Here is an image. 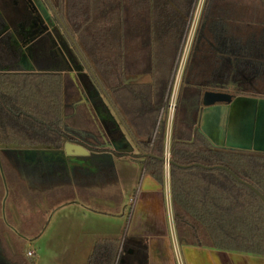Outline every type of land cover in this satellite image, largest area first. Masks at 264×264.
<instances>
[{"label":"trees","instance_id":"obj_1","mask_svg":"<svg viewBox=\"0 0 264 264\" xmlns=\"http://www.w3.org/2000/svg\"><path fill=\"white\" fill-rule=\"evenodd\" d=\"M196 4L197 0H53L59 19L92 71L82 74L87 87L104 89L123 115V124L135 130L141 150L157 158L164 150V129H156L157 122ZM17 8L0 0V167L10 179L21 182L22 197L26 189L37 197L57 192L70 201L73 190H80L116 200L111 160L76 166L70 174L61 164L24 161L25 150H58L65 142L99 154L107 134L114 142L121 141L123 134L116 120L101 124L102 116L98 120L80 104L78 89L46 36L32 47L35 73L24 72L3 28V21L10 30L25 22V7ZM64 38L70 44L67 35ZM73 52L79 68L85 69L75 48ZM134 75H149L152 82L125 85L124 77ZM182 86L180 94L192 89L195 97L189 105L179 94L177 107L182 114L178 113L171 133L170 160L187 167L169 170L177 242L264 257V204L223 170L193 167H225L264 198V154L216 149L197 132L189 139L202 91L264 99V0H205ZM181 125L184 139L177 137ZM162 166L156 159L144 164V172L160 185ZM0 264H27L7 254L1 232ZM87 264H148L146 241L126 235L122 240H98Z\"/></svg>","mask_w":264,"mask_h":264},{"label":"crops","instance_id":"obj_2","mask_svg":"<svg viewBox=\"0 0 264 264\" xmlns=\"http://www.w3.org/2000/svg\"><path fill=\"white\" fill-rule=\"evenodd\" d=\"M1 1H5L7 6L15 10L16 0ZM17 4L20 5L21 3L19 2ZM3 22L4 32H7L8 37H10V27L8 23L5 21ZM151 82L152 80L149 75L124 77L125 85L148 86ZM188 94L189 96H186V92H183L181 98L188 102L189 105H192L195 94ZM213 95L224 94L212 90H205L199 95V99H197V110L191 118L193 128L191 129L192 133L189 139H194L193 135L197 132L205 138L209 145L216 149L264 154V99L247 96L228 97L227 95H224L228 97L227 101H217L207 105L208 102L213 100ZM118 117L121 120L119 123L120 128L123 130L124 137L127 140L131 137V139L136 142L138 137L135 134V130L131 129L127 124H123V115H118ZM144 123L145 122H143V125ZM156 128H158V123ZM171 133L172 129L167 136L166 130L164 132V144L168 142L169 150ZM177 137L183 139L186 137V130L183 125L178 127ZM134 142H132V144ZM122 157L135 161V163L139 165L137 170L139 173V179L136 189L133 191L134 198L133 200H129L131 206L128 209V213L127 210L125 211L126 216H128L126 223L127 229H124L122 235H119L121 236L119 239L94 238L92 241L90 239L85 241L79 239L77 243L74 241L71 247L73 257H70L71 260H69L68 264H87L94 246L93 244H95L96 241L122 240L125 235L129 237L143 238L146 241L148 264H176L175 251H178L182 264H264V257L196 248L192 246H180L179 244L174 243L172 236H176V233L171 207L169 181L170 167L167 168L165 165L162 166L163 184L160 185L151 176L144 172V161L142 160V157ZM116 181L118 187L119 182L118 180ZM73 193H80L82 195L80 200H74L71 198L70 201H65L63 199V194L58 195L57 192L44 193L37 197V195L28 192L26 189L23 196L25 200L24 202H26V207L32 208V206L37 207L39 205L40 212L43 211L45 213L50 208L52 213H54L70 206L81 207V209L84 210V213H82L81 216L79 215V217L82 219H86V213L98 215L106 214L102 209H98L97 207L91 209L85 207V205L89 204L98 206L99 204L95 203L99 202L110 207L111 205H114L113 202H116L114 199L96 197L86 194L83 191L80 192V190H73ZM114 215H121L120 210L115 211ZM171 219L173 228H171ZM46 224L45 231L47 230L48 224H50V219ZM76 225L81 238L85 239L86 236L91 238L93 231L86 229L81 224ZM38 236V233H29L26 236V240L36 239ZM29 252H32L34 255L28 257L27 254ZM29 252L26 253L28 259L37 257L36 251L32 250Z\"/></svg>","mask_w":264,"mask_h":264},{"label":"rangeland","instance_id":"obj_3","mask_svg":"<svg viewBox=\"0 0 264 264\" xmlns=\"http://www.w3.org/2000/svg\"><path fill=\"white\" fill-rule=\"evenodd\" d=\"M196 26L198 25L196 24ZM182 87L181 81L177 99ZM188 90L184 91L186 92V96H189L188 93L195 94L194 90ZM167 111L168 108L166 107L163 111V121L161 122V126L162 124L164 126V132L169 118ZM181 111L182 109H178L176 101L173 123L177 120L178 113ZM179 116L182 117L181 115ZM132 154L134 156L137 155L135 147L132 149ZM111 159L114 174L119 182V198L110 207L99 202L95 203L99 204L98 206L85 205V207L91 209L97 207L106 213L105 215L86 213V219L79 217V215L81 216L84 213L81 207L70 206L54 213L50 210L51 208L46 213L40 212L39 205L37 207L32 206V208L26 207L24 197L18 192L23 185L17 180L10 179L7 172L0 167V232L7 254L27 264H68L69 260H71L70 257H73L71 247L74 241L77 243L79 239L83 241L87 239L92 241L94 238L119 239L121 237L119 235H122L124 229H127L128 216H126L125 211L127 210L128 213V209L131 206L129 200H133L134 198L133 191L136 189L139 179V173L137 172L139 165L135 161L125 159L124 157L111 156ZM81 197L80 193H73L72 199L80 200ZM119 210L121 215L115 216V211ZM49 219L50 224H48L45 231L46 222ZM76 224H81L86 229L93 231L91 238L88 236L85 239L81 238ZM29 233H38L39 236L36 239L26 240V236ZM32 250L36 251L37 257L28 259L26 253Z\"/></svg>","mask_w":264,"mask_h":264},{"label":"flooded vegetation","instance_id":"obj_4","mask_svg":"<svg viewBox=\"0 0 264 264\" xmlns=\"http://www.w3.org/2000/svg\"><path fill=\"white\" fill-rule=\"evenodd\" d=\"M39 1L42 3L43 7L46 9V12L48 14L47 19H45L41 15V13L39 12L37 8V3ZM19 2L25 7L26 14L24 15V17L26 19H24L25 21L24 23H20V22L15 23L16 28L13 30H10V44L12 47L15 48V51H18L17 53L18 63L21 64V66L24 69V72L27 74L35 73L34 67L30 61L32 47L37 42V39H39L41 36H46L48 40L50 41L51 46L53 48L52 53L54 54L55 57H57L60 60L62 66L64 67L66 74H68L71 77L72 81L76 85L78 89V93L80 95V104H84L87 107H89L92 110L93 115L96 116L97 118H98V115L102 116L104 119L102 118L99 120L98 118L101 124L109 118L116 120V122L118 123L121 122V120L119 121V117H118L119 114L116 108L113 106L111 98L104 91V89L101 86H99V91L97 92L93 89H89L86 83L84 82L82 78V74L91 73L92 75V71L90 70L89 65L85 62L83 57L80 55L70 34L67 32V29L64 23L61 22V20L59 19V16L55 10V7L53 6V0H16L15 11L18 9L17 7L21 5V4L20 5L17 4ZM197 32H198V26H197L195 35H197ZM64 35H67V37L70 39V44L65 41ZM74 48L78 52V55L85 62V67H86L85 69L79 68L77 54L73 52ZM173 79H174V75L171 78L170 83L167 87V92L165 96V104L162 108L161 115L157 122L158 128L163 127V124L161 126V122L163 121V118H162L163 111L166 109V106L168 103V98L171 92ZM120 130H121V133L123 134V130L121 128ZM105 131L107 133L106 128H105ZM107 137H108L107 139H104L105 147L99 153V154L104 155V157L102 159H99L98 161L112 160L111 156H115V157L130 156L132 158L142 157L143 158L142 160L144 161V164H145L148 161V159H153L147 156V155L153 156L152 154L143 152L141 148L138 146V144L134 142L132 139H128V140L126 139L128 143L126 145H123L122 147H119L118 151L115 152L112 146V143H119L123 139L121 141L114 142L109 137L108 134H107ZM123 138H125L124 134H123ZM132 141L135 144L134 143L132 144ZM135 145L139 147L141 154L139 152L137 153L136 156H134L132 152L130 154H127L126 151L128 149H133ZM43 150L45 149L25 150L26 152H23L24 161L27 164H42L43 166H47L49 164L50 165L52 164L60 165L61 164L66 167L69 174L73 168H75L76 166H80L82 163H84L75 158L64 159L58 154H46V153L40 154L38 152H35V153L33 152V151H43ZM143 155H145V157H143ZM161 158H163V156ZM88 166L92 167L91 164Z\"/></svg>","mask_w":264,"mask_h":264},{"label":"water","instance_id":"obj_5","mask_svg":"<svg viewBox=\"0 0 264 264\" xmlns=\"http://www.w3.org/2000/svg\"><path fill=\"white\" fill-rule=\"evenodd\" d=\"M37 8H38L39 12L41 13V15L45 19H47L48 18V14L46 12V9L43 7V5H42V3L40 1L37 3ZM1 33L2 32H0V34ZM213 97H214L213 100L210 101V102H208L207 105H209V103H214V102H217V101H224L225 102V101L228 100V97L227 96H224V95H213ZM119 121H120V119H119ZM127 143L128 142H127L126 138H123V140L121 142H119V143H112V146L114 148V151L117 152L119 147H122L123 145H126ZM135 149L141 154V151H140V149H139V147L137 145H135ZM24 152H26V151H24ZM33 152L34 153L35 152H38L40 154H43V153H46V154H58V155H60L64 159L75 158L77 160H80L81 162H84V163L86 162L85 164L82 163L81 166H83V167H87L90 164L93 166L94 162H96L99 159H102L104 157V155H102V154H97V153L89 152L84 147H82L80 145H77V144L69 143V142H65L64 145H63V147L61 149H59V150H43V151H33ZM131 152H132V149H128L126 151L127 154H130ZM147 156L149 158H153V159L158 160L163 165H165L167 163L169 167L170 166H175V167L187 168V167H182V166L176 165L171 160H165L164 158H155V157H153L151 155H147ZM143 157H145V155H143ZM83 164L86 165V166H84ZM193 167H199V168H202L204 170H211V169L223 170L224 172L228 173L237 183H239V184L247 187L264 204V198H263V196L255 188H253L249 184H247L244 181H242L239 178H237L235 176V174H233L227 168H225V167H219V166H217V167H205V166H201V165H198V164H194Z\"/></svg>","mask_w":264,"mask_h":264},{"label":"built area","instance_id":"obj_6","mask_svg":"<svg viewBox=\"0 0 264 264\" xmlns=\"http://www.w3.org/2000/svg\"><path fill=\"white\" fill-rule=\"evenodd\" d=\"M205 0H197V4L193 13V16L191 18L186 36L183 41V45L181 48L180 56L177 61L176 69H175V74H174V79H173V84L171 88V92L168 98V103H167V108H168V121L166 125V136L168 133H170V130L172 129V123H173V115H174V109H175V104L177 101V95H178V88L180 85V82L182 80L183 72L186 66V62L189 56V52L191 49V46L193 44L194 36L196 33V29L199 21V17L201 15L203 5H204ZM164 150H163V158L165 160L170 159V152H169V146L168 142L164 144ZM165 166L169 168L168 164L166 163ZM171 222V228H173L172 224V219L170 220ZM173 242L178 244L176 236H172ZM34 254L32 252H29L27 254L28 257H32ZM175 259H176V264H182L180 261L179 253L178 251H175Z\"/></svg>","mask_w":264,"mask_h":264}]
</instances>
